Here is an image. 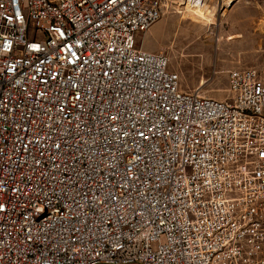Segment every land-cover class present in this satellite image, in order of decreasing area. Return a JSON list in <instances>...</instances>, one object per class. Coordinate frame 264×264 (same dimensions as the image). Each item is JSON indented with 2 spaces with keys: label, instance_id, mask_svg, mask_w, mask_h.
<instances>
[{
  "label": "built area",
  "instance_id": "1",
  "mask_svg": "<svg viewBox=\"0 0 264 264\" xmlns=\"http://www.w3.org/2000/svg\"><path fill=\"white\" fill-rule=\"evenodd\" d=\"M184 2L0 0V264H264V66L183 91Z\"/></svg>",
  "mask_w": 264,
  "mask_h": 264
},
{
  "label": "rangeland",
  "instance_id": "2",
  "mask_svg": "<svg viewBox=\"0 0 264 264\" xmlns=\"http://www.w3.org/2000/svg\"><path fill=\"white\" fill-rule=\"evenodd\" d=\"M257 8L246 15L250 26L227 28L225 11L216 10L215 0L202 8L207 16L196 22L181 14L184 6L165 13L146 34L139 37L145 50L165 54L169 70L178 74L183 91H195L205 97L228 100L225 64L243 60L244 68L263 67L264 58V1L252 0ZM231 3L227 2V6ZM231 5V4H230ZM241 10L234 15H239ZM242 33L245 39L232 35ZM200 87V88H199Z\"/></svg>",
  "mask_w": 264,
  "mask_h": 264
},
{
  "label": "crops",
  "instance_id": "3",
  "mask_svg": "<svg viewBox=\"0 0 264 264\" xmlns=\"http://www.w3.org/2000/svg\"><path fill=\"white\" fill-rule=\"evenodd\" d=\"M231 1V5L229 4L228 6H226V11H225V23L227 25V28L229 27H233L234 29L237 28H244L245 26H250L249 24L253 25V22H251L249 20V17L246 15V12H248V9H255L257 8V3L254 4L252 0H219V3L221 2V4H225ZM264 1V0H262ZM239 10H241V13H239V15H234L236 12H238ZM234 39H245L244 35L242 33H237L231 36V38ZM244 62L243 60H240L239 62H231L228 64H225L223 71L225 72V74L227 75L229 71L232 70H240V69H247L244 68ZM263 66H264V58H263ZM228 78V75H227ZM192 92V91H191Z\"/></svg>",
  "mask_w": 264,
  "mask_h": 264
},
{
  "label": "bare ground",
  "instance_id": "4",
  "mask_svg": "<svg viewBox=\"0 0 264 264\" xmlns=\"http://www.w3.org/2000/svg\"><path fill=\"white\" fill-rule=\"evenodd\" d=\"M183 5H184V8L181 14H184L185 18L196 21V22H200L202 20L204 21V19H206L207 14L204 11H202V8L207 5L206 0H204L200 4L193 3L187 0V2H184ZM207 17L211 18L212 15L208 14Z\"/></svg>",
  "mask_w": 264,
  "mask_h": 264
}]
</instances>
